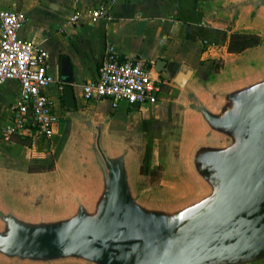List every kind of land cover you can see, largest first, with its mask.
Masks as SVG:
<instances>
[{"label": "water", "instance_id": "water-1", "mask_svg": "<svg viewBox=\"0 0 264 264\" xmlns=\"http://www.w3.org/2000/svg\"><path fill=\"white\" fill-rule=\"evenodd\" d=\"M241 8L250 18L264 14V0L221 10L236 17ZM157 62L161 71L166 62ZM69 67L60 56L72 109ZM211 73L175 72L180 88L194 82L166 96L159 123L169 127L152 145L108 137L104 119L68 110L82 124L67 150L79 175L48 186L46 205L42 192L18 205L0 185V263L264 264V59L236 77ZM157 158L171 160L179 194L143 191L141 166Z\"/></svg>", "mask_w": 264, "mask_h": 264}, {"label": "crops", "instance_id": "crops-1", "mask_svg": "<svg viewBox=\"0 0 264 264\" xmlns=\"http://www.w3.org/2000/svg\"><path fill=\"white\" fill-rule=\"evenodd\" d=\"M230 1L81 0L82 7L106 8L107 17L94 22L82 17L80 22L70 24L67 19L76 8L74 0H0V9L21 10L26 14L19 35L47 50L48 72L53 80L44 87V93L61 115L49 139L15 135L11 143L0 141V185L6 188L13 201L22 206L31 205L42 192L39 203L46 205L48 186L79 175L71 157H67V150L73 145L82 124L68 110L83 111L94 119H104L108 137H142L152 145L169 127L166 122L159 123L163 116L159 111L167 101L166 96L171 94L176 98L194 82L192 79L180 88L173 81L176 71L203 69L212 72V78L226 79L249 69L252 60H263L264 50L257 49L264 44V14L250 18L245 8H241L233 17L221 10ZM244 32L255 34L259 41L239 51L230 49L231 35ZM211 45L216 46V51H209ZM107 51L121 57L147 58L153 64V76L161 80L158 100L136 105L121 101L117 107H112L106 99H84L82 84L96 77L98 64ZM60 56L69 60L76 99L72 109L64 104L63 81L59 77ZM160 59L166 64L158 71L156 66ZM19 91L16 79H7L0 85V129L9 121L11 104ZM101 100L108 102L106 110L99 107L103 103ZM20 137L29 140L30 144L20 141ZM44 152H51L52 168L30 170L32 154ZM150 161L141 166V179L152 173ZM170 162V159L166 160V172H163L173 178L176 174ZM142 167H146V172H142Z\"/></svg>", "mask_w": 264, "mask_h": 264}, {"label": "built area", "instance_id": "built-area-1", "mask_svg": "<svg viewBox=\"0 0 264 264\" xmlns=\"http://www.w3.org/2000/svg\"><path fill=\"white\" fill-rule=\"evenodd\" d=\"M67 22L76 24L82 17L94 22L107 17L106 8L80 6ZM26 20L21 10L0 9V85L7 79H16L20 91L11 104V115L0 129V141L11 143L13 136L49 139L60 120V112L44 93V87L53 80L48 72V52L39 43L22 38L19 30ZM216 51V46H209ZM153 64L142 56H119L107 51L100 60L97 75L82 84L84 99H106L112 107L121 101L129 105L153 103L161 93L160 78L153 76Z\"/></svg>", "mask_w": 264, "mask_h": 264}, {"label": "rangeland", "instance_id": "rangeland-1", "mask_svg": "<svg viewBox=\"0 0 264 264\" xmlns=\"http://www.w3.org/2000/svg\"><path fill=\"white\" fill-rule=\"evenodd\" d=\"M264 50V44L260 46L257 50ZM253 50V49H252ZM103 103L100 104V108L107 109L108 102L105 100H101ZM121 109V108H120ZM166 161L161 158L154 159L150 162V169L154 171L150 176H145L142 179V188L146 195H148L151 199L160 198L163 194H179L181 187L177 184L174 185L173 178L167 177L164 172L166 165ZM164 170V172H163ZM175 181V180H174Z\"/></svg>", "mask_w": 264, "mask_h": 264}, {"label": "trees", "instance_id": "trees-1", "mask_svg": "<svg viewBox=\"0 0 264 264\" xmlns=\"http://www.w3.org/2000/svg\"><path fill=\"white\" fill-rule=\"evenodd\" d=\"M259 41L258 37L255 34L251 33H233L231 35L230 49L232 50H242L248 46L254 45ZM29 139V138H28ZM20 141L27 142L30 144V141L20 137ZM40 155H43V158H39ZM30 170H40V169H50L53 166V159L51 152H44L43 154L34 153L31 156ZM45 162H48V165L45 166ZM146 167H142V172H146ZM154 173V171H152Z\"/></svg>", "mask_w": 264, "mask_h": 264}]
</instances>
